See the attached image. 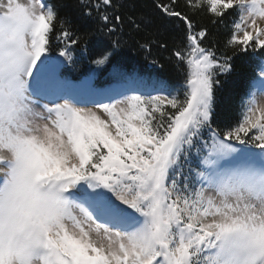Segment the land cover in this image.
<instances>
[{
  "label": "snow or ice",
  "instance_id": "1",
  "mask_svg": "<svg viewBox=\"0 0 264 264\" xmlns=\"http://www.w3.org/2000/svg\"><path fill=\"white\" fill-rule=\"evenodd\" d=\"M79 3L97 32L123 29L119 0ZM62 6L0 0V264H264V0H156L184 82L174 94L122 75L87 99L62 70L92 34ZM201 17L229 29V53ZM239 56L257 58L259 79L242 118L221 125L217 93Z\"/></svg>",
  "mask_w": 264,
  "mask_h": 264
},
{
  "label": "trees",
  "instance_id": "2",
  "mask_svg": "<svg viewBox=\"0 0 264 264\" xmlns=\"http://www.w3.org/2000/svg\"><path fill=\"white\" fill-rule=\"evenodd\" d=\"M52 2L63 5L60 8V15L70 21L73 31L92 34L88 40H82L77 46V53H74V58L77 59L76 69L65 67L62 70V75L84 95L93 88L104 90L125 84L126 81L120 78L122 75L140 77L144 81H163L166 89L173 91L174 94L184 82L185 70L182 67L178 68L171 58V49L178 42L177 32L162 20L159 10L155 7L156 0H119L122 3L119 14L125 17V24L114 37L96 31V22L82 16L83 8L79 0H52ZM128 16L137 19L150 17L153 23L137 31L127 23ZM199 23L207 26L212 32L210 44L218 54L230 52L225 48L228 28H213L208 17L199 18ZM113 39H118L121 47L108 65L96 67L94 59L109 47ZM153 41H167L168 47L161 48L159 43H152ZM85 45L86 50L81 52ZM143 45H149L150 50ZM232 63L234 70L226 78L222 77L225 84L217 93V123L221 125L235 124L242 118L243 105L252 91V82L259 79L256 57L239 56L235 57ZM86 81H91L88 89L84 88Z\"/></svg>",
  "mask_w": 264,
  "mask_h": 264
},
{
  "label": "rangeland",
  "instance_id": "3",
  "mask_svg": "<svg viewBox=\"0 0 264 264\" xmlns=\"http://www.w3.org/2000/svg\"><path fill=\"white\" fill-rule=\"evenodd\" d=\"M90 82H91V81H86V82L84 83V88L88 89ZM119 88H122V87H115V88L113 87V88H110V89H119ZM108 90H109V89H108ZM90 95H91V92L89 91L88 95L85 96V99H87ZM257 95L259 96L260 93L257 92Z\"/></svg>",
  "mask_w": 264,
  "mask_h": 264
}]
</instances>
